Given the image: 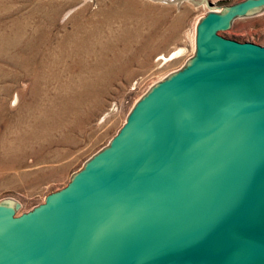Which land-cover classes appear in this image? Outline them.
Returning <instances> with one entry per match:
<instances>
[{
	"label": "water",
	"instance_id": "95a60500",
	"mask_svg": "<svg viewBox=\"0 0 264 264\" xmlns=\"http://www.w3.org/2000/svg\"><path fill=\"white\" fill-rule=\"evenodd\" d=\"M193 1V54L109 144L30 210L0 201V264H264V46L220 33L264 0Z\"/></svg>",
	"mask_w": 264,
	"mask_h": 264
},
{
	"label": "rangeland",
	"instance_id": "374dc122",
	"mask_svg": "<svg viewBox=\"0 0 264 264\" xmlns=\"http://www.w3.org/2000/svg\"><path fill=\"white\" fill-rule=\"evenodd\" d=\"M207 11L193 0H0V201L21 199L20 213L65 186L144 88L193 54ZM220 33L264 46V10Z\"/></svg>",
	"mask_w": 264,
	"mask_h": 264
},
{
	"label": "bare ground",
	"instance_id": "6f19581e",
	"mask_svg": "<svg viewBox=\"0 0 264 264\" xmlns=\"http://www.w3.org/2000/svg\"><path fill=\"white\" fill-rule=\"evenodd\" d=\"M179 53H181V49H180V50L173 51V52L170 53V55H168V56L161 55L162 57H160V58H163L165 61H167V60H172V59L178 57V56H179ZM16 100H17V98H16ZM14 101H15V100H14Z\"/></svg>",
	"mask_w": 264,
	"mask_h": 264
},
{
	"label": "built area",
	"instance_id": "2783aa9c",
	"mask_svg": "<svg viewBox=\"0 0 264 264\" xmlns=\"http://www.w3.org/2000/svg\"><path fill=\"white\" fill-rule=\"evenodd\" d=\"M191 55H192V54H191ZM191 55H190V56H191ZM182 65H183V64H182ZM182 65L177 66L176 68L172 69L170 72H172V71H174V70L180 68ZM170 72H169V73H170ZM169 73H168V74H169ZM165 76H166V75H165ZM163 77H164V76H163ZM157 81H158V80H157ZM153 83H154V81H153V82H150V83L144 88L142 94H144V92H146V91L149 89V87H150ZM135 88H136V83L132 86V89H135ZM142 94H141V95H142ZM141 95H140V96H141Z\"/></svg>",
	"mask_w": 264,
	"mask_h": 264
},
{
	"label": "crops",
	"instance_id": "0c3cea01",
	"mask_svg": "<svg viewBox=\"0 0 264 264\" xmlns=\"http://www.w3.org/2000/svg\"><path fill=\"white\" fill-rule=\"evenodd\" d=\"M5 199H7V198H5ZM16 199V198H15ZM18 199V198H17ZM20 202H21V204H22V206L23 205H25V203H23V201L21 200V199H18ZM39 203V202H38Z\"/></svg>",
	"mask_w": 264,
	"mask_h": 264
}]
</instances>
